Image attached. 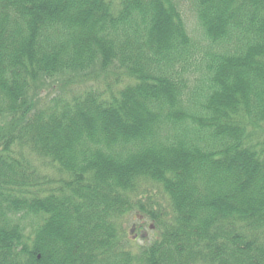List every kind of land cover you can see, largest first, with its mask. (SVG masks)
I'll use <instances>...</instances> for the list:
<instances>
[{
  "label": "trees",
  "instance_id": "obj_1",
  "mask_svg": "<svg viewBox=\"0 0 264 264\" xmlns=\"http://www.w3.org/2000/svg\"><path fill=\"white\" fill-rule=\"evenodd\" d=\"M180 1L0 0V264H264V0H190L206 56Z\"/></svg>",
  "mask_w": 264,
  "mask_h": 264
},
{
  "label": "rangeland",
  "instance_id": "obj_2",
  "mask_svg": "<svg viewBox=\"0 0 264 264\" xmlns=\"http://www.w3.org/2000/svg\"><path fill=\"white\" fill-rule=\"evenodd\" d=\"M178 5L180 6L181 16H182V20L185 25V28L187 29V32L189 36L191 37V39L194 40L195 47L199 49L198 51L196 49V53L194 54H196V56L197 55L203 56L204 49L208 46V42L204 38V34H203L201 27L198 26L199 22L197 19V13H196L195 7L191 3L190 0H181ZM195 73L198 77L201 76V71L199 69H197ZM105 74L106 73H102L99 76V78H89L86 83H83L78 87H75L73 84L69 83L66 80L67 79L66 77H55L51 80L42 79L38 83V85L33 84V86L38 87L39 85H43V88H40V90H38V93L35 94L36 91L33 90V86H32L30 88V91H31L30 96L32 97L31 99L34 102H36L38 98L41 104H47L50 101V99H53L56 97H69L74 94L83 92L85 90H92L98 87H103L102 85H106L111 80V77L108 74L106 75ZM192 76L193 75L189 73V70L188 72L186 71V77L189 78L188 79V89L190 93L195 94L196 98H198V96H200L201 94L202 82L200 78H193ZM193 79L195 80L194 82H193ZM41 107L43 106L41 105ZM41 107H38V108H41ZM34 166L39 168L40 172L45 173V175L48 174L49 177L51 178L55 177L54 172L50 169H47L45 166L39 163H36ZM140 192H141L140 195L135 199L137 204L145 207L146 210L160 211L164 217L167 214L169 215V210H167L168 208L167 198L163 195V193L160 190L153 187L152 185H146L143 189L140 190ZM140 222L141 220L137 217H134V215L133 216L128 215L125 221V228L127 227L129 229L130 227H132V225H134L136 228L135 230H137L131 233L132 235H130L131 237L130 241H133V243L127 242L126 244V247L133 250L135 254H136V251L137 253H139L138 249L143 246V243L140 240L141 238L140 235H145L148 232L146 234L147 243L150 242L153 238V233L152 231H149L148 226L144 230V228H142L144 226L142 224L140 225ZM23 223L26 224L24 225V229H26V233L28 234L30 232V226L28 225V222L23 221ZM149 224L150 223H147V225Z\"/></svg>",
  "mask_w": 264,
  "mask_h": 264
}]
</instances>
